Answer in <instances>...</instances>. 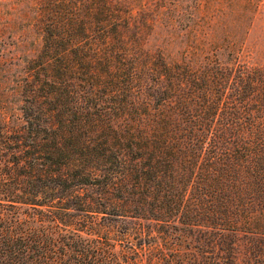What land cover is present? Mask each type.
<instances>
[{
	"label": "trees",
	"instance_id": "trees-1",
	"mask_svg": "<svg viewBox=\"0 0 264 264\" xmlns=\"http://www.w3.org/2000/svg\"><path fill=\"white\" fill-rule=\"evenodd\" d=\"M212 4L31 0L0 264H264V44ZM157 26L191 43L153 48Z\"/></svg>",
	"mask_w": 264,
	"mask_h": 264
},
{
	"label": "rangeland",
	"instance_id": "rangeland-1",
	"mask_svg": "<svg viewBox=\"0 0 264 264\" xmlns=\"http://www.w3.org/2000/svg\"><path fill=\"white\" fill-rule=\"evenodd\" d=\"M213 4L206 6L202 12L208 15L206 21L214 24L235 27L250 23L249 42L264 44V0H212ZM31 0H0V83L5 88L6 97L0 104L16 106L18 94L14 93L24 54L38 48L41 38L33 30H26V20L21 16L28 9ZM14 26V27H13ZM166 28L157 26L150 35L151 46L166 47L167 51L179 55L191 40L177 38L171 42V36ZM24 34V35H23ZM170 42L172 44H170ZM32 54V53H31Z\"/></svg>",
	"mask_w": 264,
	"mask_h": 264
}]
</instances>
